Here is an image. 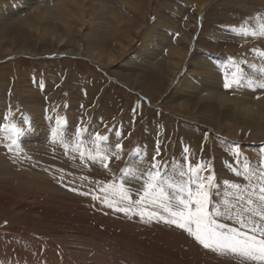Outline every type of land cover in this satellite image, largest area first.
I'll use <instances>...</instances> for the list:
<instances>
[{
	"label": "rangeland",
	"instance_id": "rangeland-1",
	"mask_svg": "<svg viewBox=\"0 0 264 264\" xmlns=\"http://www.w3.org/2000/svg\"><path fill=\"white\" fill-rule=\"evenodd\" d=\"M86 1L90 10L85 13L86 19L90 18L86 25L92 27L95 36L87 41L89 47L110 52L119 40L130 45L111 65L101 67L77 54L81 35L78 11L71 1L66 6H13L10 0H0V10L18 9L27 22L0 16V264H239L236 257L203 248L184 230L163 221L125 215L115 207L109 208L103 199L107 196L119 202L116 189L122 175L132 200L138 198L136 193L142 184L122 170L126 164L132 173L145 168L146 163L141 161L151 162L159 142L160 159L171 161L172 168L181 167L185 147L189 148L193 167L210 162L217 207L235 203L237 193L230 190L231 183L243 185L247 181L227 167L230 163L237 165L226 149L238 143L250 158L251 167L257 169L264 159V132L243 127L242 117L235 119L230 109L223 121L240 125L228 132L225 123H218L220 110L208 120L199 112L195 121L175 108V101L191 99L178 98L182 89L170 86V53L172 48L185 49L186 60L197 61L195 72L219 73L221 67L230 71L235 62L248 75L264 78L251 67H264V57L253 51H264V37L238 35L232 30L233 26L256 28L264 23V0ZM206 3L200 17L196 14L198 7ZM48 9L64 13L72 26L76 25L71 31L73 42L62 45L64 53H45L56 44L49 35L41 39L34 29L28 39L27 33H22L28 24L36 28L28 20H38L36 13ZM54 16H45V26L63 34L59 18ZM5 24L19 29L15 42L11 28L2 31L7 28ZM190 38L193 41L187 47ZM20 46L29 50L12 53ZM71 47L74 53L69 52ZM136 55L146 60L143 67L138 65L141 61L135 59ZM139 75L143 76L140 86L147 94L132 89ZM219 75L223 80L222 73ZM221 88L228 91L223 85ZM260 92L264 90L245 92L251 98L249 105L252 99L258 100ZM5 124L23 129V134L13 137ZM116 124L122 135L115 139L123 143L122 151L104 147L116 144L110 135ZM77 128L88 132L76 136L72 130ZM52 129L58 132L55 139ZM96 132L109 139L96 141L89 135ZM13 138L17 144L9 149ZM141 146L142 153L130 159L129 154ZM98 153L111 157L107 168L100 160H91ZM104 188L109 191H102ZM85 192L89 195H82ZM209 210L215 208L210 205ZM218 219L237 226L226 217Z\"/></svg>",
	"mask_w": 264,
	"mask_h": 264
},
{
	"label": "snow or ice",
	"instance_id": "snow-or-ice-1",
	"mask_svg": "<svg viewBox=\"0 0 264 264\" xmlns=\"http://www.w3.org/2000/svg\"><path fill=\"white\" fill-rule=\"evenodd\" d=\"M232 30L238 35L264 37V23H259L258 27L252 28L245 25L232 27ZM264 57V51L253 49ZM244 61V64H247ZM253 69L258 70L264 76V67H257L253 64ZM220 72L223 76V87L226 89H237L245 87L248 89L264 90V78H256L248 75L240 64L233 62L232 70L221 67ZM3 117H0L2 120ZM5 129H10L13 137L23 134V129L15 125H4ZM118 124L112 128V135L120 137L121 132L116 129ZM73 134L83 137L88 129L77 128L72 130ZM96 141L102 142L108 140V136H101L100 133H91ZM51 136L55 139L58 136L56 129L51 130ZM17 144V139L13 138L12 145ZM105 148H114L122 151L123 145L117 142L115 145H104ZM234 157L237 167L228 164L227 167L237 176H242L247 183H231V189H234L237 195L234 197L235 203L227 206L217 207L213 197L216 195L215 174L211 171L210 162L198 163L195 167L191 164V153L189 148L182 149L183 162L179 169L172 168L171 161L162 162L160 159L161 148L157 142L151 162L146 163L143 169H137L136 173L130 171L129 165L122 170L128 173L131 180L139 181L142 189L137 190L138 198L133 201L131 190L125 187L123 183L124 176H121V184L118 186L120 193L119 202L108 199L107 196L103 202L109 208L115 209L125 215H139L142 219L147 217L152 220L163 221L168 225H173L184 230L190 237H193L203 248L218 253L220 255L236 257L239 264H264V159L259 161V168L251 167V160L245 156L238 143H234L226 149ZM143 147H138L132 156L142 153ZM119 158V157H117ZM243 158V159H241ZM111 159L106 154H97L91 157L93 162L100 160L105 168L108 167V161ZM178 177V181L173 179ZM75 191V189H73ZM108 192V188L102 189ZM82 195H89L85 192ZM100 199L99 196L95 197ZM123 205V206H119ZM212 205L215 211H210ZM158 209L149 211L148 209ZM223 208V210H221ZM226 217L234 221L237 226H231L222 223L218 218Z\"/></svg>",
	"mask_w": 264,
	"mask_h": 264
},
{
	"label": "bare ground",
	"instance_id": "bare-ground-1",
	"mask_svg": "<svg viewBox=\"0 0 264 264\" xmlns=\"http://www.w3.org/2000/svg\"><path fill=\"white\" fill-rule=\"evenodd\" d=\"M5 1L6 0H2V2H5ZM10 1H12V4L15 3L13 6H18V5L22 6L25 4H28L29 6H66L68 3V0H63L62 2H60L61 0H10ZM69 1H71L73 3V5L76 6V10L78 11V14L77 13H75V14L78 15L77 21L79 23V34L81 35V41H80V43H78L79 50L77 51V54H79L82 57H86V58L92 60V62L96 63L97 65H99L101 67H103V65L104 66L107 64L109 65L110 63L117 61V59L124 53V51H126L128 49V46H130V45L125 44L123 41L119 40L116 42L117 46L114 48V50H112L110 52H108L107 49L105 50V49L99 48L100 50H95V49H92L91 47H89L87 45V41L91 38L93 39V37H95V36H94V32L91 29L92 27L88 24L86 25V22L87 23L90 22V18L86 19V15H85V13H87V10L89 9V7L86 6L87 1L86 0H69ZM127 1H130V0H127ZM2 6H4V4ZM206 7H207V3L205 5L200 4V6L198 7L199 8L198 13H196V14L201 17L203 15ZM59 9H61V8H59ZM88 11H90V10H88ZM15 12H16V14H15ZM18 13H19L18 9H15V8H3L2 7L0 10V16H2V18H9L10 17L12 20H14V18L15 19L19 18V19H22L21 21H23L24 24H27L26 18H23L24 15L22 13H19V14ZM36 14H37L36 18L38 20H34V21L28 20V21L34 22L37 25V27L34 28V27H32L33 26L32 24H28L27 29H25L23 27L22 33H23V31L25 34L27 33L28 39L29 38L31 39V37L33 36L32 32L34 29H36L38 31L37 34L39 35V37L41 39H43L46 35H49V37H51V39H52L51 41L54 44L55 43L56 44H55V48L53 50L45 51V53L52 52L55 50L62 51V53H64V51H63L64 48L62 45L66 44V43H72L73 42V41H71L73 38V35H72L73 33L71 31L73 30V28L76 25L73 27L71 22L65 18L64 13H61L58 10L53 11V13L50 12L49 9L47 11L42 10V11H38ZM46 15H48V17L55 15L57 18H59L58 19L59 23H61L60 25L64 29L63 34L60 32V30L52 29V28H51L52 30H50L45 26L44 21H45V19H47V18H45ZM197 15L193 20L195 24H196ZM73 19H74V17H73ZM5 25L7 28H3L2 31L3 30L8 31V29L11 28L12 32L14 33V37H13V34L11 37H12L13 42H15V40L18 39V37H17L18 31H16V30H19V29L16 28V26L14 24H13L14 26L12 25L11 27L7 26V24H5ZM18 25H21V24L18 23ZM87 28L89 31H87ZM75 35H77V34H75ZM149 35H150V33L148 34V36ZM113 39H115V38H113ZM127 41H130L129 38H127ZM192 41H193L192 38L187 40V47L190 46ZM172 49L173 50H171L172 52L170 51L171 52L170 55H171L173 61H171V64L169 66V72H168L169 80H170V86H173V85H179L180 86V88L182 89L181 90L182 92H180L178 98H180V96H181L182 98L188 97L191 99L190 102H187V101L182 102V101H178V100L175 101V103H174L175 108L176 107L179 108L183 114L189 115L195 121L197 120L196 118H198L197 115L199 112H200L199 115H201L202 117L206 118V120H208V118L212 119L214 117V115L217 114V111L220 110L221 112H220V117L218 118V123H225V121H223V120L226 119V111L228 109H230L234 113L235 119H241V117H242V121L244 122L242 124L243 127L251 126V127H253L255 132L257 130H260V129H262V131L264 132V92H260L258 100L256 101V100L252 99L253 104L249 105L248 102L251 101V98L246 97L247 93H245L249 90L248 88L246 89L245 87H241V88H237V89H228V91L227 90L223 91L221 88V85H223V80H222V77L219 75V73H221V72L218 73L216 71H209V70L205 71V73L204 72L203 73L195 72V69L193 68V66H194V63L197 62L196 59L194 60V62L190 63L189 60L188 61L186 60L187 52L185 49H184V51H182L181 48H177V47L172 48ZM27 50H29V49H27V47L20 46V47L15 48V51H12V53L13 52H15L16 54L26 53ZM69 50H72V51H69L70 53H74L73 47H71V49H69ZM66 51H68V50H66ZM135 59L141 61L138 64L139 66L141 65L143 67L145 65L146 60L141 55H136ZM150 61H152V60H150ZM221 62H222V60H221ZM132 64L135 65L137 63L132 62ZM209 64H211V63H209ZM182 65H184L183 68H181ZM229 67H230V65H229ZM142 78H143V76L139 75L134 79V84L136 86H132L133 87L132 89H137V90L139 89L142 91H146L145 93L147 94L148 91L146 90V88H141V86H140V83L142 82ZM135 81L137 84L135 83ZM219 119H222V120H219ZM238 125H240V123H234V122H226L225 123V126L228 128V132H231L232 130L239 128ZM110 135H112V132H110ZM116 137L117 136L112 135V142L113 143H117V140L115 139ZM122 145H123V143H122ZM22 184H23V181H22Z\"/></svg>",
	"mask_w": 264,
	"mask_h": 264
}]
</instances>
